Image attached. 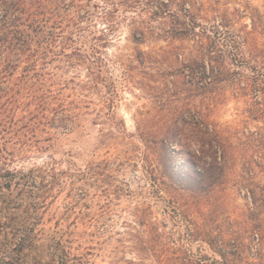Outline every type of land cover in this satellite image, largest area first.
<instances>
[{"label":"rangeland","instance_id":"rangeland-1","mask_svg":"<svg viewBox=\"0 0 264 264\" xmlns=\"http://www.w3.org/2000/svg\"><path fill=\"white\" fill-rule=\"evenodd\" d=\"M163 1L79 0L77 44L38 63L58 116L20 125L10 168L34 172L0 191V264H264V0H186L214 48L207 88L168 69L197 40L164 37L178 7Z\"/></svg>","mask_w":264,"mask_h":264},{"label":"trees","instance_id":"trees-1","mask_svg":"<svg viewBox=\"0 0 264 264\" xmlns=\"http://www.w3.org/2000/svg\"><path fill=\"white\" fill-rule=\"evenodd\" d=\"M78 2L79 0H0V61L4 55V62L0 64V90L4 84L7 86L4 92L7 102L0 103V191L5 188L9 189L15 181L28 179L34 172L30 170L26 173L24 170L10 168V165L19 159L17 150L14 148L17 146V136L22 121L28 119L42 121L47 120L50 115L53 118L58 116L57 109L46 104L43 93H37L39 90H36L35 86L42 84L34 82L31 84V82L34 77L35 79L39 78L38 63L40 61L56 52L58 48H70L77 44L75 33L80 28L77 21V18L80 17L77 10ZM186 4V0H167V3L163 1L160 4L165 9L173 5L178 7L177 12H173L175 14L174 21H171L163 32L166 39L197 40L195 41L197 43L196 50H190L184 63L178 62L177 59L168 65V69L173 76L176 73L182 74L187 71L188 74L198 79V83L204 82L207 88L212 85L210 76L215 78L218 75V72L215 73L212 68L211 74L208 76L204 65L205 58L210 63L216 62L215 58L211 56L214 48L204 47L202 39L206 34H204V30L196 31L199 25L190 9L185 7ZM169 11L171 13V10ZM183 50L182 52H184ZM89 53L88 57L94 60L98 57L96 60H100L98 46L94 45ZM22 63L26 75H23L22 79L17 82L19 83L18 87L22 86L26 90L29 100L23 107H20L15 99V89L8 87V84L16 65ZM189 84V87L195 85L194 83ZM20 108L23 113L21 119L18 114L20 112H17ZM205 135L210 144L217 140L215 130L207 129ZM173 140L175 138L172 136L165 137V141L169 144L173 143ZM18 152L20 151L18 150ZM185 180L187 184V179ZM54 237L60 238L59 242L64 237L65 239L71 237L69 242L65 240V242L71 243L74 237H79V234L73 231L62 232L58 229L54 232ZM234 255L233 253L226 255L220 253L221 263H204L182 252V256H176L168 263L160 262L159 264H240L232 258ZM69 256V253L66 254L65 264H72L68 262Z\"/></svg>","mask_w":264,"mask_h":264}]
</instances>
